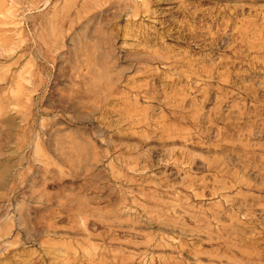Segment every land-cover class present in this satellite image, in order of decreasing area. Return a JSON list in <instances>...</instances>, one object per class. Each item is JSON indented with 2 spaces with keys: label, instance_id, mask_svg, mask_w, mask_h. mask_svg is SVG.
I'll use <instances>...</instances> for the list:
<instances>
[{
  "label": "rangeland",
  "instance_id": "1",
  "mask_svg": "<svg viewBox=\"0 0 264 264\" xmlns=\"http://www.w3.org/2000/svg\"><path fill=\"white\" fill-rule=\"evenodd\" d=\"M0 264H264V0H0Z\"/></svg>",
  "mask_w": 264,
  "mask_h": 264
}]
</instances>
